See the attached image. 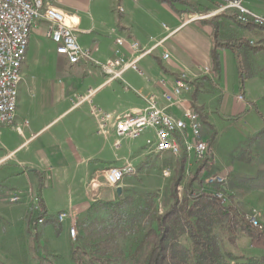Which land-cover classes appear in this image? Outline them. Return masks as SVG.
<instances>
[{"label":"crops","instance_id":"obj_1","mask_svg":"<svg viewBox=\"0 0 264 264\" xmlns=\"http://www.w3.org/2000/svg\"><path fill=\"white\" fill-rule=\"evenodd\" d=\"M46 1L73 18L79 43L91 49L100 61L116 58L117 50L130 56L132 40L145 48L162 42L141 60L142 72L129 70L123 79L106 84L100 67L93 63L72 65L57 54L46 21L38 20L31 28L19 85L17 128L14 124L0 129V207L11 202V195L5 190L7 184L22 191L20 203L6 208L10 216L26 219L32 194L40 195L47 211L46 222L38 231L42 234L40 242H46L49 228L57 223L53 230L56 239L70 244V227L87 215L91 204L115 201L118 197L117 189L107 183L103 171L126 163H133L137 171H154L157 154H153L149 144L156 142L154 128L137 138L119 139L114 132L101 135L97 132L98 120L91 114V103L75 106V95L96 90L93 103L113 116L144 108L147 98L158 99L160 106L175 118H184L185 111L194 108L201 116L203 137L207 140L209 132L216 131L215 139L219 141L221 128L230 121L247 120L264 104V72L244 76L242 89L240 52L222 47L225 41L217 40L216 27L221 28L228 19L235 21L233 13L205 19L192 15L188 19L184 12L193 6L205 9L197 16L212 13L222 0H189V5L176 3L174 7L159 0H84V6H77L76 0ZM248 5L264 15V3L248 0ZM118 37L124 38L123 46L117 45ZM214 51L219 54L218 69ZM166 53L168 59L163 57ZM204 67H211L213 75L204 74ZM182 77L190 83L191 90L170 106L163 94L171 92ZM24 94L32 108L46 112L34 127L20 115L19 96ZM241 95L243 100L239 99ZM189 133L187 129L184 135ZM118 140L122 145L125 141L124 146L117 148ZM122 188L125 190L123 184ZM61 211L73 214L66 219V225L57 220ZM54 249L57 251V247ZM68 249L71 254L70 245Z\"/></svg>","mask_w":264,"mask_h":264},{"label":"trees","instance_id":"obj_2","mask_svg":"<svg viewBox=\"0 0 264 264\" xmlns=\"http://www.w3.org/2000/svg\"><path fill=\"white\" fill-rule=\"evenodd\" d=\"M159 1L172 7L176 3L190 4L189 0ZM233 18L243 27H255L240 23L235 16ZM216 30L218 31V28ZM244 40L245 38H241L240 42L243 43ZM222 47L234 49L229 41H225ZM213 59L218 69L219 54L216 51L213 52ZM245 80L246 77L241 76L242 83ZM216 134L214 133V136ZM231 159L234 163L258 165L254 175L235 174L231 188L240 190L241 195L263 190L264 127L244 140L237 151L231 154ZM187 163V153L176 159L170 186L172 202L165 211H160L157 207L159 192L156 190H140L134 193L123 190V194L118 195L115 201L99 200L91 204L87 215L77 221L80 236L79 245L71 250L73 262L264 264V255H235L226 249V238L231 241L239 234L255 237L261 234V231L259 232L257 227L250 223L248 216L239 209L234 194L227 195V203H222L216 195L219 191L218 185L208 184L209 176L205 178L203 175L208 162L194 173L188 171ZM41 203L45 208L42 199ZM98 212L101 214L100 221L96 220ZM43 214L47 215L46 208ZM91 225L96 227L97 240L94 242L93 238L89 237L92 233ZM183 239H187L188 243H184Z\"/></svg>","mask_w":264,"mask_h":264},{"label":"built area","instance_id":"obj_3","mask_svg":"<svg viewBox=\"0 0 264 264\" xmlns=\"http://www.w3.org/2000/svg\"><path fill=\"white\" fill-rule=\"evenodd\" d=\"M210 1V0H209ZM223 2L212 11V13L199 15L196 18L205 19L226 12H231L237 21L242 24H250L264 29V15L254 12L248 5V0H222ZM122 10V8H121ZM38 20L46 21L50 26L51 40L56 44L57 54L66 57L72 65L81 63H93L100 67L106 76V84L112 81L123 79L125 72L134 70L142 72L141 60L151 54L154 47L145 48L138 41H131L132 53L130 56L123 55L117 50L118 56L107 61L98 60L93 51L83 47L77 36V27L73 18L46 0H0V129L4 126H12L17 119L19 85L23 80L22 67L26 60L29 36L32 26ZM124 38L118 37L116 43L123 46ZM164 59L169 54L163 55ZM204 74L213 75L211 67L201 69ZM191 90L190 83L184 78L176 81L171 92H165L163 98L170 106L179 102L185 92ZM96 90H90L88 94L75 95V106L86 102L91 103V114L98 120L97 132L107 135L116 133L119 139L137 138L147 129L154 128L156 131V142H150L152 151L157 154L169 153L180 156L183 153L206 157L210 154L208 141L202 135L201 116L194 108H189L184 113V118H175L160 106L158 99L147 98L146 106L137 111H130L121 116H113L99 105L93 103V96ZM240 100L244 97L239 96ZM19 129V128H18ZM188 135H184L186 130ZM179 135L182 136L179 139ZM122 145L121 141L116 142V147ZM124 171H137L133 163H126L123 166H111L103 171L107 183L117 189L122 186L121 174ZM167 169L165 176L168 175ZM136 174V173H135ZM210 185H224L226 178L223 175H211L207 180ZM216 195L226 204V193L217 191ZM20 195H11V202H18ZM31 210L37 216L32 221V231L35 234L36 223L45 218V208L41 203L38 194L31 196ZM73 217L69 211L57 213V220L63 223L66 219ZM250 223L255 227L259 223L255 216L248 217ZM70 237L76 239L78 234L75 225L69 230Z\"/></svg>","mask_w":264,"mask_h":264},{"label":"rangeland","instance_id":"obj_4","mask_svg":"<svg viewBox=\"0 0 264 264\" xmlns=\"http://www.w3.org/2000/svg\"><path fill=\"white\" fill-rule=\"evenodd\" d=\"M258 1L264 3V0ZM84 3V0L75 1L77 6H84ZM190 7H192V9L186 7L184 11L188 19L192 15L197 17L196 13L198 12H205V9H195L193 6ZM215 26L217 25L215 24ZM219 27L217 26V33L219 34L217 40L229 41L241 54L239 67L243 71H240L239 75L240 85L243 89L244 83L241 81V76H252V74L264 72V29L256 27V30H247L246 28L250 27H243L233 19H228L222 24L221 28ZM240 37L245 38V42L241 43ZM24 64L22 67V74ZM253 83H255V81ZM26 94L22 95V97L21 95L19 96L20 99L22 98L20 115L22 120H28L31 126L34 127L39 124L41 117H43L46 112L43 113V110L38 111L32 108L31 102L28 100ZM253 115L247 120L230 121L227 126L225 125L220 129L221 134L219 141H217L215 139L216 136H214L216 131L209 132L207 141L211 148L210 154L200 158L194 155H188L187 167L190 173H194L199 167H202L204 163L208 162L203 170L205 178L211 175H223L226 178V183L224 185H218L217 189H219L220 192H225L226 197L227 195L234 194L239 209L248 217L251 215L255 216L259 223L257 229L259 232L261 231V234L259 233L255 237L239 234L237 238L231 241L226 238V249L232 251L235 255L263 256L264 189L241 195L240 190L231 188L233 176L235 174L254 175L258 167L257 163H234L231 159V154L237 151L238 146H240L244 140L256 134L264 127V104L261 103L257 108V112L253 113ZM256 117L259 120H257ZM15 124L17 128V122H15ZM124 144L125 141H123L122 146H124ZM176 159L175 156L169 154H155L154 171H137L136 174L125 177L122 184L125 186L126 192L134 193L140 190H156L159 192L157 207L160 211H165L172 202L170 186L174 171H168L167 176H165L164 173L167 169H172L175 166ZM23 180L25 181V178H23ZM5 190L9 191V196L15 194L21 195L22 192L18 187L10 184H7ZM6 203L5 208L0 207V264H75L68 247L70 245L72 250V247H77L79 245L80 227L77 225V222L74 225L77 228L78 234L76 239L70 238V244L65 239H56V234L53 230L58 227L57 223L53 224L52 228H49L47 232L48 235L46 234V242L41 243L40 238L42 234H39L38 231L43 227V223L38 222L36 224L35 236L30 223L31 218L37 215L29 209L26 219L21 215L10 216L7 214L10 210H6V208L18 205L20 202ZM100 215L99 212L96 213L97 221H100ZM29 216L30 219H28ZM63 224L66 225L67 220L64 221ZM90 229L92 233L89 237L90 239L93 238L94 242L97 240L95 234L96 227L91 225ZM183 242L188 243L187 239H183ZM54 247H57V251ZM90 250L93 251L92 249Z\"/></svg>","mask_w":264,"mask_h":264},{"label":"bare ground","instance_id":"obj_5","mask_svg":"<svg viewBox=\"0 0 264 264\" xmlns=\"http://www.w3.org/2000/svg\"><path fill=\"white\" fill-rule=\"evenodd\" d=\"M137 171H124V173L121 174V182H123L124 178L126 175H133L135 174ZM40 223H44L45 222V218H41V221H39ZM254 226V225H253ZM255 227V226H254Z\"/></svg>","mask_w":264,"mask_h":264},{"label":"water","instance_id":"obj_6","mask_svg":"<svg viewBox=\"0 0 264 264\" xmlns=\"http://www.w3.org/2000/svg\"><path fill=\"white\" fill-rule=\"evenodd\" d=\"M117 194L121 196L123 194V188L122 186L117 187Z\"/></svg>","mask_w":264,"mask_h":264}]
</instances>
